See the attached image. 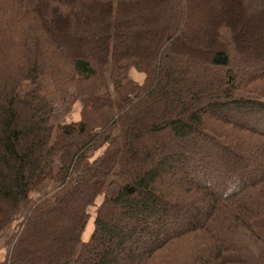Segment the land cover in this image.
<instances>
[{"label":"trees","instance_id":"1","mask_svg":"<svg viewBox=\"0 0 264 264\" xmlns=\"http://www.w3.org/2000/svg\"><path fill=\"white\" fill-rule=\"evenodd\" d=\"M12 226L4 264H264V0H0Z\"/></svg>","mask_w":264,"mask_h":264},{"label":"rangeland","instance_id":"2","mask_svg":"<svg viewBox=\"0 0 264 264\" xmlns=\"http://www.w3.org/2000/svg\"><path fill=\"white\" fill-rule=\"evenodd\" d=\"M130 76L136 80L138 83H143L145 76L135 70H132L130 72ZM111 84V82H110ZM111 88H112V84H111ZM52 105L55 109V116L53 119V122L55 125L57 124H69V123H74V122H78L81 120V115H82V110L84 107L89 106V101L87 99H81L79 100L77 103H75L74 105H70V104H63L57 100L52 99L51 100ZM257 132H262L259 129H254ZM104 148L99 150L96 154L95 157H99L103 154L104 152ZM57 168H60L61 165L60 163H57L56 165ZM120 185H114V186H109L107 189V195L109 197H116L120 191ZM50 188V184H46L44 186H42L38 192L35 193L34 198H39L41 196H43L44 194H46L49 191ZM104 200V196L100 197L97 201V206L92 207L89 209V213L91 215V219L89 221L87 230L85 232L84 235V241H88V239L90 238L93 230H94V221L96 218V214H97V210H98V206L101 205V203ZM17 224V223H16ZM15 224V226H16ZM15 226L9 228L4 237L0 238V264H4V262L6 261V258L8 256V248L5 245V240L10 238V236H12V234L15 231ZM250 249L248 250V254H251L252 257L254 256V258L257 255V245L256 243H254V241L250 242Z\"/></svg>","mask_w":264,"mask_h":264}]
</instances>
